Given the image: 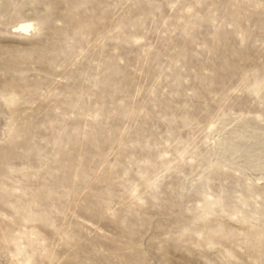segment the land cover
Segmentation results:
<instances>
[{"label":"rangeland","instance_id":"obj_1","mask_svg":"<svg viewBox=\"0 0 264 264\" xmlns=\"http://www.w3.org/2000/svg\"><path fill=\"white\" fill-rule=\"evenodd\" d=\"M0 264H264V0H0Z\"/></svg>","mask_w":264,"mask_h":264},{"label":"bare ground","instance_id":"obj_2","mask_svg":"<svg viewBox=\"0 0 264 264\" xmlns=\"http://www.w3.org/2000/svg\"><path fill=\"white\" fill-rule=\"evenodd\" d=\"M17 28L25 32V31H29L30 29L34 28V24L30 21H26V22H22L18 24Z\"/></svg>","mask_w":264,"mask_h":264}]
</instances>
